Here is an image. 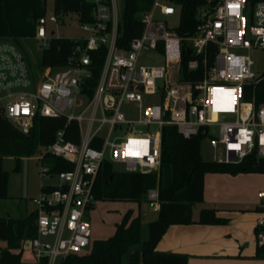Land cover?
Instances as JSON below:
<instances>
[{"label":"built area","instance_id":"built-area-1","mask_svg":"<svg viewBox=\"0 0 264 264\" xmlns=\"http://www.w3.org/2000/svg\"><path fill=\"white\" fill-rule=\"evenodd\" d=\"M84 1L90 5L89 20L70 10L36 20L32 38L42 50L52 38H66L54 35L48 24L71 17L84 31L69 38L74 44L62 65L31 67L18 43L0 38L1 116L25 134L37 116L64 119L39 159L50 154L72 168L55 172L53 188L41 185L32 198L36 235L19 247L37 261L46 258V264L89 249L87 212L104 161L123 164L129 172L159 171L166 125L185 138L201 134L216 162L264 157V100L256 104L264 67L252 69L253 52L264 53V0H206L186 35L176 31L178 8L171 0H146L148 6L135 12L141 31L126 46L118 44L124 0ZM100 48L104 58L89 94L92 52ZM145 55L151 60L144 62ZM126 104L134 111L124 112ZM72 123L75 141L68 138ZM258 196L264 199V191ZM146 203L158 212L157 187L147 191ZM255 232L257 244L264 246V212Z\"/></svg>","mask_w":264,"mask_h":264},{"label":"trees","instance_id":"trees-1","mask_svg":"<svg viewBox=\"0 0 264 264\" xmlns=\"http://www.w3.org/2000/svg\"><path fill=\"white\" fill-rule=\"evenodd\" d=\"M178 8L180 35L191 33L196 24L198 5L206 0H171ZM46 0H0V38H11L16 43L20 39L32 37L36 20L45 15ZM124 21L121 25L118 44L137 36L141 25L135 17L138 9L148 6L146 0H124ZM76 11L82 13V20L90 19V5L84 0H54V12ZM74 41L69 38H52L47 48L42 50L39 66L56 67L66 62ZM184 54V59H187ZM104 49L92 52V84L98 77L102 66ZM186 78H188L186 76ZM256 104L264 100V81L256 88ZM64 126V119L37 116L28 133H22L0 114V199L8 197V172L2 167L4 157L13 156L19 169V160L23 156L34 154L39 147L50 144L58 128ZM76 140V125L70 124ZM202 135L183 137L174 126L166 125L162 129L161 164L158 172L148 173L117 171L112 163L104 161L95 179L93 194L95 200H133L146 201L149 189L158 188L160 208L157 217L147 223V237L141 239L142 218L138 214L131 218L127 211L116 224L115 232L105 239L92 241L89 249L81 254H68L60 264H187L186 254L158 251L156 244L166 229L172 224H190L194 222L221 224L227 220L217 217L214 209L203 208L197 221L193 220L192 207L203 200L204 176L207 173L241 172L264 173V157L249 156L239 163H222L205 160L201 155ZM43 163L49 173L69 170L72 166L65 160L45 154ZM43 188V186L41 187ZM46 189L53 188L50 185ZM36 211L24 218H0V239L7 241V247L0 252V264H22L20 252L12 253L9 248H17L21 242L36 235ZM257 247V256L264 253V246ZM38 264H46V258Z\"/></svg>","mask_w":264,"mask_h":264},{"label":"rangeland","instance_id":"rangeland-1","mask_svg":"<svg viewBox=\"0 0 264 264\" xmlns=\"http://www.w3.org/2000/svg\"><path fill=\"white\" fill-rule=\"evenodd\" d=\"M53 10L54 0H46L45 15L49 16L53 13ZM176 22L177 20L175 19L174 23ZM47 27L53 29L56 36L75 38L85 35L84 31L80 29L78 21L71 17L65 18V22L62 24H48ZM19 43L27 55L31 67H40L39 61L42 53L40 41L27 37L20 39ZM252 55L255 62L252 69L258 72L264 67V53L254 51ZM149 60H151L150 55L143 57L144 62ZM122 110L126 113L127 110L133 112L134 107L126 104L122 107ZM42 151L43 148L39 147L34 154L21 157L18 170H14L17 163L15 157L7 156L3 158L2 167L8 172V197L0 200V216L10 214L11 217H24L36 209L32 198L39 194L41 185L57 183L56 173L43 172L46 169V165L39 159L40 152ZM201 155L205 160H214L213 151L206 139H203L201 142ZM123 167V164H113L114 170L117 171H122ZM238 179L236 185L242 189L243 194L251 200H259L258 193L264 191V173L241 172V177ZM144 200L142 199L141 203L133 200H95L93 206L87 212V219L91 230V243L96 239H105L112 236L115 232L116 224L121 221L127 211H131V218L138 214L141 216V239H146L147 223L153 220L157 213ZM198 206L199 204L197 203L192 207L193 217L197 215ZM22 258L24 260L34 259L26 251L23 252ZM61 260V257H57L54 264H60Z\"/></svg>","mask_w":264,"mask_h":264},{"label":"crops","instance_id":"crops-1","mask_svg":"<svg viewBox=\"0 0 264 264\" xmlns=\"http://www.w3.org/2000/svg\"><path fill=\"white\" fill-rule=\"evenodd\" d=\"M240 177L241 173L205 174L203 200L198 203L197 215L192 216L193 220L197 221L200 211L205 208L214 209L217 217L225 218L227 221L221 224L199 222L172 224L157 242L156 250L186 254L187 264H264V253L257 256L259 245L255 241V226L264 212V199L258 197L259 200H251L246 197L242 189L236 185ZM24 217H11L10 214L0 216V218ZM6 247L7 241L0 239V252ZM19 247L9 248V251L20 252L22 264L39 263L35 258L24 260L22 258L24 251L19 250Z\"/></svg>","mask_w":264,"mask_h":264},{"label":"water","instance_id":"water-1","mask_svg":"<svg viewBox=\"0 0 264 264\" xmlns=\"http://www.w3.org/2000/svg\"><path fill=\"white\" fill-rule=\"evenodd\" d=\"M135 130H145V128H135Z\"/></svg>","mask_w":264,"mask_h":264}]
</instances>
